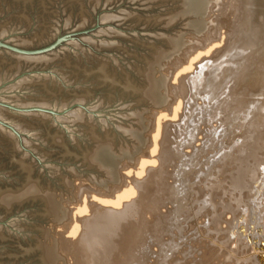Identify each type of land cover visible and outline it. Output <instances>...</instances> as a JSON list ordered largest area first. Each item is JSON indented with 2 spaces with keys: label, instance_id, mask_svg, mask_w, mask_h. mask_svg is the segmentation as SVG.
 Here are the masks:
<instances>
[{
  "label": "water",
  "instance_id": "1",
  "mask_svg": "<svg viewBox=\"0 0 264 264\" xmlns=\"http://www.w3.org/2000/svg\"><path fill=\"white\" fill-rule=\"evenodd\" d=\"M237 7L264 0H0V264H67L46 224L73 178L120 183L171 99L166 60Z\"/></svg>",
  "mask_w": 264,
  "mask_h": 264
},
{
  "label": "bare ground",
  "instance_id": "2",
  "mask_svg": "<svg viewBox=\"0 0 264 264\" xmlns=\"http://www.w3.org/2000/svg\"><path fill=\"white\" fill-rule=\"evenodd\" d=\"M244 10L246 14H253L251 17L249 15V22L255 16L254 26L257 28L254 35L253 29H248V33L238 29L241 33L233 43L231 35L235 24L232 19L227 21L228 18H222L225 12L216 17L217 25L203 34V38H195L201 41L200 45L191 43L179 58L168 65L174 81L182 74L186 75L180 77L179 85L174 84L170 88L168 96L171 99L163 107L152 106L151 126L143 132V136L148 135L149 140L146 147L133 157L134 163L126 158L121 161V167L128 174L134 167L138 177L147 172L148 178L140 176V182L128 179L119 184L108 182L109 192L94 184L78 185V194L74 197L76 201L73 202L74 213L60 224L63 234L68 233L73 237L69 252L75 258L74 264H192L210 249L208 253L213 257L220 252L225 264H264V143H259L264 141V8L245 7ZM222 28L226 30L224 35L219 33V29L224 31ZM223 41L225 46L215 50ZM201 99L203 102L198 106L197 100ZM220 109L229 113L219 122L220 126H211L207 134L203 132L202 138L209 140L208 137H214L221 127L224 134L239 133L253 116L257 119L258 127L249 133L255 147L259 146L261 151L252 152L249 156H256L254 162L249 161L235 168V175L230 176L227 185H222L220 189H215L209 183L203 185L204 180L215 175L212 173L213 165L219 158L208 157L214 151L207 152L204 156L207 163L201 169L203 171L205 168L206 177L191 189L188 177L176 179L177 176H187L191 168L183 170L179 167L186 166L187 161H196L197 147L193 143L203 118L218 116ZM167 117L180 121L176 119L178 123H174ZM166 118L170 122H165ZM214 138L217 139L216 136ZM187 148L189 151L185 150ZM189 156L191 160H184ZM150 164L157 168L150 167ZM181 172L186 174L181 176ZM227 177L223 176L221 180ZM168 179H173V182L169 183ZM190 189V195L198 200L189 212V230L186 235L180 233L176 242L172 239L177 236L170 239L171 230L178 225L180 216L176 213L184 207L182 202L190 199L186 194ZM225 189L230 191L231 197L234 196L235 204L231 202L233 199L222 195ZM196 195L199 197L196 198ZM88 196L107 207L88 201ZM215 198L219 201L215 202ZM176 201L179 204L173 209L167 208V204ZM164 206L166 210L161 213L160 209ZM234 206L237 209L231 211ZM217 209L220 212L216 213ZM147 213L151 218L146 219ZM227 214H231V217L226 218ZM255 229L262 233L261 237ZM243 237L247 242L242 245ZM230 239L235 240L239 251L251 255L234 259L217 241H224L220 242L224 245ZM125 254L128 259L123 261Z\"/></svg>",
  "mask_w": 264,
  "mask_h": 264
},
{
  "label": "rangeland",
  "instance_id": "3",
  "mask_svg": "<svg viewBox=\"0 0 264 264\" xmlns=\"http://www.w3.org/2000/svg\"><path fill=\"white\" fill-rule=\"evenodd\" d=\"M225 9L226 10L228 9L227 12H226ZM244 9H245V7L221 8L218 11H216V10H210L204 16V20H207L210 17H212L213 15H215L214 17H212V22H214L215 19H216V17H218V16H220V15H222V14H224L226 12L225 13L226 15L225 14L222 15V18L224 17L225 20L228 18L227 21H230L232 19V21L235 24L234 27H233V32H232L233 34L231 35V38L233 37L232 42L234 43V41H236V39H237V35L238 34L240 35V33L242 31L247 32V31H249V30L251 31V29H253V31H252V33H253V32H255V30L257 28V26H254V25H256L254 23L255 16L254 17L252 16V19L249 22L250 17L253 14H251V15L250 14H246ZM249 9H250V7H249ZM221 11H223V12L221 13ZM249 15H250V17H249ZM243 16H244V18H242ZM248 17H249V19H248ZM252 20H253V23H252ZM242 21H243V23H242ZM249 24H251V25L253 24L252 27L250 26V28H248L249 27L248 26ZM213 27H214V25H209L208 28L205 31H203L202 33L205 34L206 32H208V30L212 29ZM222 29L224 31H222V30L219 29V33H221V35L224 32L226 33L225 28H222ZM238 29H239V31H241L240 33H239ZM203 34H200V36H199L196 33L190 31V33L184 34V37H188V38H192V39H195V38L200 39V38H203L204 37ZM254 34L255 33H253L252 35H254ZM225 37H226V35H225ZM223 43H224V41H223ZM223 43L221 42V44H219L218 46H216L214 49L216 50V48H218V49L219 48H223L225 46V44H226V43H224V44ZM189 45H192V44L189 43V44L185 45L182 48L181 53H180L179 56L178 55H173L174 57L172 56L170 62H169V59H167L166 60L167 66L168 65L170 66L172 64V62L176 58H179L181 56V54L183 53L184 48H186ZM221 45H222V47H221ZM208 56H210V55H208ZM172 75H173V73L170 74V77H169V79L167 81L168 84H169L168 85V95H170V88L172 86L177 85V84L179 85V83H180L179 82L180 77H182V75H186V73L185 74H182L178 78V80H176V81H174V79L172 78ZM258 90H259V88L257 89V91ZM202 102H203L202 99L201 100H197V105L198 106H201ZM152 112H153V107L150 106V112H145V114H143V117L149 118L151 116V113ZM218 113H219L218 116L211 117V118L210 117H204L203 118L201 127L199 128V130H198V132L196 134V137H195L196 139H195V141L193 143L195 145V147H197V149H196V157H197L196 161L195 162L187 161L186 162V166L184 165L182 167H179V169H183V170L185 168H188V169L191 168L189 170V173L187 174V176H184V177L177 176V178H176L177 180H179V179H184V178L188 177L189 187L191 189H194V186L198 185L206 177L205 168L203 169V171L201 169L203 168V166L205 165V163H207V157L206 158L204 157L207 154V152L214 151L213 153H210L207 156L208 157H213V158H216L218 156L219 158H218V161L215 162L214 165H213L212 173H214L215 175H212L211 177H209L208 180H204L203 185L205 186V184L209 183V185H212L213 187H215V189H220V188H222V185H224V186L227 185L226 183L230 181V178H229L230 176H234L235 175V173L237 171L235 168H238L239 166H241V165H243V164H245V163H247L249 161H253L254 162V159L256 158V156L255 155L249 156L252 152H254V151L260 152L261 151V149L259 148V146L258 147H255L254 139H253L252 135L249 133L250 131H253L254 129H256L258 127V123L256 121L257 119H256V117H253V116H251V119L246 122L244 128L239 133L233 132L232 134H230L229 132H227V133L224 134L223 133L224 128L221 127V129H219L214 134V137L216 136L217 139H215L213 137V135H211V136L208 137L209 140L203 139L202 138L203 134L204 133L207 134L208 131L210 130L211 126L213 128L215 126H217V125L220 126V123L219 122L225 117V115H227L229 113V111L224 112V111H222V109H220V111ZM218 113H216V114H218ZM214 114H215V112H214ZM167 118L168 119L171 118V122H174V123H178L180 121L178 118H176L178 120V122H177L176 119H174L172 117H167ZM166 119H165V122H168L169 120L168 119L166 120ZM172 119L175 120V121H172ZM235 126L238 128V126H239L238 122L235 123ZM259 143L262 144V143H264V141L263 142L262 141H259ZM207 145H209V147ZM215 149H218L220 151H217ZM185 150L186 151H189L188 148L185 149ZM184 160H191V156L184 157ZM153 166L154 167H156V166L158 167L159 166V161H158V163H156V166L150 164V167H153ZM192 166H193V168H192ZM133 168L134 167L131 168L132 169V172L130 173L131 175L128 174L127 171L125 169H123V167L120 166L118 168L119 177L121 178V181L120 182H123L126 179H128V181L135 182V180H136V182H140V181H142V178L143 179L148 178L147 177L148 176L147 172L145 174H143V176L140 175L142 178L140 176L138 177V175L135 174V170L136 169L135 168L133 169ZM168 169L169 170H172V167H169ZM230 169H232V170L230 171ZM233 170L235 171V173H234ZM223 172H225V174H223ZM184 174H186V173H184ZM184 174H183V172L180 173L181 176L184 175ZM125 175L126 176L129 175V176L126 177ZM132 175H133V177L134 176L135 177L133 178ZM223 176H228L227 177L228 179L225 178L224 180H221ZM130 178H132V179H130ZM137 178L138 179L140 178V180H138ZM73 179H74V181H73L74 189L72 190V193H73V196L74 197H76L77 194H78V188H79L78 185H83V184H86V185H89V186H91V185L92 186L97 185L95 181L94 182H91L89 179H87L86 177H83V176H75ZM191 179H192V181L190 182ZM168 182L169 183H172L173 182V179H168ZM215 182H217V183H215ZM191 189L186 192V194H188V197H190V199H186L185 201H183L181 205H184V207H182L181 209H178V211L176 213L177 216H180L179 217V220H178V225L175 228H172V230H171V234L172 235L170 236V239H171V237L177 236V237H174V239H172V240H175L176 242L179 240L181 234L186 235V232L189 230L190 220H191L189 212H191L194 209V204L198 200V199H195L194 200L193 199L194 196L192 194L190 195ZM224 191H225V193H223L222 195L224 197L229 198V199H233L231 201L233 203L234 202V198H233L234 196L231 197L232 194H230V191H227L226 189ZM193 194H195V193L193 192ZM197 197H199V196L196 195V198ZM185 198L186 197H184L182 200H184ZM200 198H202V196ZM94 199L95 198H92L91 196L90 197L88 196V201L94 202V203L96 202V204L99 203L98 205L101 204L97 199L96 200H94ZM218 201H219V199L215 198V202H218ZM226 201H229V200H226ZM62 204H63L64 207H68L67 216L69 218H71L72 215H73V213H74L73 207L75 208V204L73 203V201H69V200H63ZM178 204L179 203L177 201L174 204L173 203L172 204L171 203L170 204H167V208L168 209H173L174 206H176ZM233 204H235V202ZM101 205L104 206V207H107L104 204H101ZM261 206L263 207V205H261ZM162 208L164 209L165 206L164 207H161V209H160L161 213H164L165 210H166V208L164 210ZM232 208H231L232 209L231 211H234L235 209H237V207H235V206L232 207ZM218 212H220V209H217L216 210V213H218ZM147 215H148V217H147ZM227 217L230 218L231 217V214H227L226 215V218ZM147 218H151V215H149V213L146 214V219ZM52 225L54 226V231H53ZM223 225L225 226V224H223ZM223 225H222V227H224ZM184 227H185V230L182 231ZM46 228H50V231H51L50 232V235L55 236V237L58 238V248H57V251L61 255H64L65 256L66 261H67V264H74L75 258L73 259L72 255H70V252H69V251H71V247H70L69 244H72V242H73V240L71 242L70 239H72L73 237L69 236L68 233L63 234V230L61 228V225L58 224L55 221L48 222L46 224ZM255 232L258 233L257 230ZM261 234H259L260 237H261ZM242 239L243 240L242 241L240 240L241 241L240 243L243 245L247 241H246V238L245 237H243ZM230 240L231 241H227V243L224 244V245L220 243V242H224V241H220V240H217V241L219 242V244L221 245L222 248L225 247L227 249V251L231 255H233L235 257L234 259H243V258H246L247 256L251 255V253L249 254V252L246 253L245 251H243V252L242 251H239L238 248L236 247L235 240H232V239H230ZM249 250H250V248H248V251ZM205 252L207 254L206 253H205L206 255H203L202 254L203 256H201V257L203 258L204 256H207L208 259L201 260L200 259L201 257H197L194 260L195 261L194 262L195 264L196 263H199V264L200 263L201 264H225V258L222 257V255L220 254V252L217 253L215 255V257H213V255H210L209 254L211 252V249L208 250V251H205ZM218 254H219V256H218ZM126 255L127 254H125L124 256H122V260L123 261L125 260V258H126V260L128 259L127 258L128 255H127V257H126ZM223 260H224V262H223ZM210 261H212V262L210 263ZM213 261H215V262H213ZM194 263H192V264H194Z\"/></svg>",
  "mask_w": 264,
  "mask_h": 264
},
{
  "label": "snow or ice",
  "instance_id": "4",
  "mask_svg": "<svg viewBox=\"0 0 264 264\" xmlns=\"http://www.w3.org/2000/svg\"><path fill=\"white\" fill-rule=\"evenodd\" d=\"M202 66V65H201Z\"/></svg>",
  "mask_w": 264,
  "mask_h": 264
}]
</instances>
